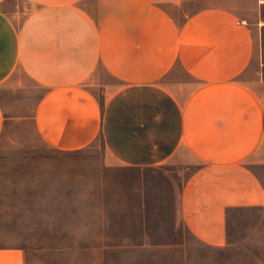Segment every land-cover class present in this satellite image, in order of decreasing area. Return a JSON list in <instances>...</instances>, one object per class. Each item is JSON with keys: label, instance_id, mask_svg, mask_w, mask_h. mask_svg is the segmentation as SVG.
<instances>
[{"label": "crops", "instance_id": "obj_1", "mask_svg": "<svg viewBox=\"0 0 264 264\" xmlns=\"http://www.w3.org/2000/svg\"><path fill=\"white\" fill-rule=\"evenodd\" d=\"M5 86L33 97L24 119L52 149L101 137L117 164L184 162L181 217L202 242L229 245V210L264 208V0H0ZM15 119L0 98V140Z\"/></svg>", "mask_w": 264, "mask_h": 264}, {"label": "rangeland", "instance_id": "obj_2", "mask_svg": "<svg viewBox=\"0 0 264 264\" xmlns=\"http://www.w3.org/2000/svg\"><path fill=\"white\" fill-rule=\"evenodd\" d=\"M129 71L95 75L94 91L125 83ZM0 98L17 118L0 140V249L21 250L23 264H264V208L230 209L229 245H209L181 217L184 162L117 164L101 137L81 150L52 149L24 119L28 91L5 86Z\"/></svg>", "mask_w": 264, "mask_h": 264}]
</instances>
